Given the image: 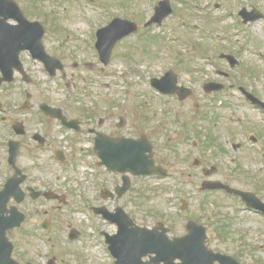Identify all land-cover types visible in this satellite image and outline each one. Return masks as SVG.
Instances as JSON below:
<instances>
[{"label":"flooded vegetation","instance_id":"af4514ba","mask_svg":"<svg viewBox=\"0 0 264 264\" xmlns=\"http://www.w3.org/2000/svg\"><path fill=\"white\" fill-rule=\"evenodd\" d=\"M245 1L248 2L249 0ZM236 5L238 7L237 12L247 8L240 3ZM22 8L26 16L32 21V14L37 12H31L25 7ZM253 9L258 8L253 7L251 10ZM210 20V18H207L206 21ZM53 22L54 25H57V20H53ZM5 23L15 24L13 21L6 19L4 12L1 11L0 24ZM53 30L56 31V29ZM49 37L50 29L47 25V33L43 39L45 51L49 56L59 59L63 67L57 74V77L60 76L64 80L69 79L67 68L69 61L73 58L74 60L71 63L73 70L91 69L101 73V61L96 50L90 51L88 46L85 45L92 53L94 60L81 61L83 59H78L77 55L74 57L71 52L65 53L59 47L53 46L49 41ZM3 46L7 47V44L3 43ZM209 51L206 50L202 54L205 63L204 67H202L204 68L206 76L202 81L201 91L199 92L194 85L195 82L200 81L197 76L193 77L191 75L193 73H186L189 69L184 64L190 61L191 58L186 61L182 56L177 55L173 65L167 67L164 73L173 72L177 77L178 85L190 88L191 94L183 101L180 100L178 95L166 97L173 98L180 105H183L184 110L182 112L185 113V117L177 118L178 121L188 120L191 121L190 124L195 120H197L195 121L196 123L209 121L214 127L213 131L218 133L219 129L226 135L232 137L233 130L231 125L234 124L233 120L237 112H239V107H234L233 103L224 100L222 95L228 93L226 85L228 81L233 80V73H239L243 67L239 59V65L232 67L227 60L223 61L221 60L222 58L209 57ZM20 61L23 71L30 77L29 83L26 82V75L19 73L17 70L14 72L13 81L10 82L8 80L9 61H2L0 64V191L6 182L12 178L21 181L19 184L23 193L21 204L17 205L16 198L13 197L4 214V219L9 218L11 215L10 209L17 207L25 218L20 227L14 229L11 234L8 233L14 247L12 257L19 264H87L89 262V256H84L81 251L82 248L89 250L93 248L91 245L94 247H98L101 243L106 245L105 241L108 238L119 234L118 239L121 240L119 246L123 249H133L139 243L143 242L140 240V233L135 232L134 228L152 229L157 224L150 225L149 220L146 219L143 222V215L140 213V210L131 211L125 207L124 209L129 217L128 220L118 218V224L106 222L109 227L108 229H101V226L95 227L96 234L93 236V234L88 232L83 222L79 223L75 218L68 220L63 218L66 212H71L66 209L72 206L74 199L78 197L85 200V209L83 210L96 218L94 208L101 207V197L104 200L102 205L114 211L117 207H122L120 203L126 198L136 199V180L150 181L155 179V177L131 178L128 191L120 197L113 196L110 193L111 190L105 189V187L101 191V166H99L95 158L96 138L101 133L111 138L126 137L138 139L141 136H146L154 146L155 164L162 166L166 172L165 178H157L156 180H172L179 184V189H182L181 185L186 183L194 186L201 185L202 187L208 180L220 181L233 186L236 185L235 181L239 179L237 176H242L246 181H249L245 167L243 166V172L242 169H239V165L242 162L238 161L240 158L237 156L239 150L241 151L246 147L251 149V146L246 144L245 141L234 143L229 138L228 141L225 140L224 148L220 150L213 137H206L203 142L196 139L195 137L198 133L191 129L190 125H186L187 122L185 121L182 123L184 130L182 134L179 133L177 135V138L174 140L175 144H170V141H168L164 146V152H162L159 149V141L155 139L154 135L155 133L159 134L161 131L153 130L152 126L148 129L143 127L141 130L139 127H136V130L128 129V122L125 119L126 114H128L127 112L119 113L118 121L115 123L111 120L114 114L109 115V109H106L108 115L101 117V101L99 100L100 92L98 88L93 90V88L89 89V86L86 85L80 88L73 81L75 78L74 73L70 74V81L65 84L64 98L48 97V95H51L50 92L43 97H39L38 91H35L36 81L38 79L33 68H39L38 71H40L44 65L33 60L28 51L20 53ZM208 70H212V74L216 77L207 74ZM182 73L186 74L184 78L181 76ZM217 78H224L225 82L218 81ZM216 82L225 85V89L222 92L208 95L203 91L205 84ZM247 90L264 102V97L258 96L256 91ZM209 100H211L210 104L207 105L206 101ZM240 101L245 107L257 110V107L251 105L252 103H247V100L242 99ZM191 104H193V109L191 108ZM43 105H47L57 111L55 114L47 113L43 110ZM120 107L122 108L123 105H120ZM228 111L230 117L226 115ZM259 111L264 116L263 111ZM191 116L194 117L191 118ZM145 122L147 123L146 119ZM237 122H241L242 126L240 128L244 131L248 130V126L253 129L254 136L257 138V142L253 143V147L261 146L257 149L264 152L260 131L252 126L251 123L249 125L244 117L238 118ZM188 126L190 129H187ZM235 145H239L236 149L237 151L234 150ZM216 147L222 153L228 151L227 156L232 154L231 149L234 151L233 153L236 155H232L230 159V163L234 167L229 170L230 173L226 174L224 178H218L219 170L213 177L207 178L206 172L209 168L213 167V165L209 166V162H211L210 154L213 152V148ZM182 148H186V152L182 153L184 151ZM11 150L17 151L15 163L20 172L16 176H14L15 170L10 162ZM200 150L202 152L199 157H192L193 155H198ZM216 154L217 152L212 155V159ZM90 156L92 164L88 162ZM248 158L250 159L251 157L248 156ZM173 163H175V166ZM83 164L87 166L91 165L95 172V175H92L94 176L93 182L88 184L89 187L86 192H82L84 189H73L62 184L59 175L56 177L55 182L42 179L43 170L49 171L51 174H54L56 169H60L62 173L68 170L72 172ZM176 165H185V167H181L178 170L180 173H178L177 171H173L174 167H177ZM102 169L106 172L105 168L102 167ZM263 173L264 170L259 169V174L264 176ZM114 175L118 180L113 185L112 191H115L118 186L123 185V176L120 174ZM262 182L264 183V181ZM80 187L83 188L82 185ZM215 192L223 193L224 191L219 190ZM14 193L15 190L12 188L11 195H14ZM262 194H264V189L261 190V193L258 192L257 194L260 200L264 202V195ZM111 196H113L112 199ZM105 197L110 198L113 206L110 204L109 199L105 200ZM185 209H189L188 201H185ZM72 212L74 214L77 213L76 210ZM253 212L264 219L263 215L255 211ZM181 218L184 220L182 216ZM200 219L201 224L204 223L208 230L206 246L214 252L227 253L220 248L222 245H227L232 242V238H229L227 228L217 225L209 227L207 222H212L211 218L206 220L200 217ZM160 223H163L165 228L159 229L158 233L168 229V236L171 239L183 237L187 234V226L184 224L181 227H176L164 222ZM91 236L95 237L96 241L94 240L92 242ZM63 244L67 245V247H62ZM42 246L47 250L46 254L42 253ZM107 248L109 249V247ZM124 251V255L131 253V255L138 254L137 252ZM90 255L94 257L92 253ZM65 256L71 257L64 258ZM91 257V262L97 261ZM134 259L130 257V259H126V262L128 264H134L136 258ZM150 259L151 256L149 255L144 257L143 261L148 262ZM110 261V264H115V260L112 258Z\"/></svg>","mask_w":264,"mask_h":264},{"label":"rangeland","instance_id":"374dc122","mask_svg":"<svg viewBox=\"0 0 264 264\" xmlns=\"http://www.w3.org/2000/svg\"><path fill=\"white\" fill-rule=\"evenodd\" d=\"M16 1L26 9L29 8L37 12L38 14H32V17L40 19L49 26L51 30L49 41L53 46L59 47L65 53L71 52L74 57L77 55L78 59H83L81 61L94 60L90 51L95 50L96 36L90 33L96 25V30H98L117 17L144 24L153 14L154 7L159 2V0H93L101 4L100 6L95 2L90 4L81 3L82 0H35L34 5H37L35 9L29 0ZM186 1L172 0L174 14L166 21V26L163 29L155 27L149 29L150 33L146 36H138L139 34H137L117 44L110 64L104 67L101 63V73L91 69L73 70L71 63L74 58L68 63V80H64L60 76L55 79H51L48 76L45 77L38 71L39 68L34 67L33 71H35L38 79L35 91H38L39 97H43L50 92L51 95H48V97L63 98L65 84L70 81V74L74 73L75 78L73 81L80 88L85 85L89 86V89L93 88V90L98 88L100 92L99 100L101 101V117L108 115L106 109H109V115L114 114L111 120L115 123L118 121L119 113L127 112L125 119L128 122V129L136 130V127H139L141 130L143 127L148 129L152 126L153 130L161 131L159 134L155 133L154 135L155 139L159 141V149L162 152H164V146L168 141H170V144H175L174 140L177 135L179 133L182 134L184 130L182 127L183 122L186 121V125H191V121H178L177 119L185 117V113L182 112L184 110L183 105H180L173 98H167L155 93L156 90H152L153 88L150 84L152 78L162 76L166 68L173 65L177 55L182 56L186 61L191 58L184 66L189 69L186 73H193L191 75L193 77L197 76L198 80H200L194 83L195 88L200 92L202 81L206 76L203 68L205 63L202 57L204 49L210 47L208 55L212 58L219 57V55H216L219 54L217 50L224 53L232 52L238 56L243 67L239 73H233L234 83L239 80V87L241 89L245 88L246 84H248L247 81H251V78L256 74L258 79L256 81L254 79L253 87L250 90H254L259 96L264 97V20L256 21L250 24L249 27H238L235 18L229 14L231 7H233L231 12L237 13L236 0H229L230 4L226 0H188L193 5H197V7L192 6L193 8L189 7ZM238 1L249 10L256 7L264 13V0ZM78 3L83 4V6H75ZM217 4L220 5L218 9L216 8ZM80 6L83 7L81 11ZM178 9H182L181 14ZM89 11L93 12L91 20L87 19L84 25L82 16ZM207 18H210L211 22L218 20L217 25L206 26ZM53 20H57L60 23V29L63 32L52 33L53 29L49 24ZM203 28L205 32L199 33L204 31ZM244 29H248V31ZM143 31L145 30L141 29L140 33ZM56 35L61 38H56ZM249 39H252V41ZM85 45L88 46L90 51ZM211 71L208 70L207 74L216 77ZM185 75V73L181 74L183 78ZM217 80L224 81L219 78ZM184 82L186 83V81ZM222 97L224 100L233 103L234 107H239V112H237L233 123L236 124L238 118L244 117L249 125L251 123L252 126L260 131V137L264 145V118L260 111L244 106L240 101L242 97L236 84L233 89H229L228 93L223 94ZM210 101H206V104L209 105ZM113 104L114 106L111 107ZM120 105H123V107L121 108ZM191 108L193 109V104H191ZM229 111L226 114L227 117H230ZM161 123L164 125L159 127ZM193 124L198 131L199 127L197 124L195 122ZM234 124L231 125V128L235 137L226 135L222 130H220L221 133L213 131V126L209 121L199 125H202L204 130L208 129V133L203 132L202 135L213 133L219 147H223L225 140L228 141L229 138L234 143L245 141L239 126ZM165 134L166 136H164ZM182 149L184 150L182 153L186 152V148ZM216 152V156L212 159V155ZM231 152L232 154L228 156L222 155V152L217 147L213 148V152L210 154L211 162H209V166L213 165L219 168L218 178H224L226 174L230 173L229 170L234 167L230 163V159L232 155L235 156L236 154L233 153L232 149ZM199 156L200 153L192 157ZM237 156L240 158L238 161L242 162L239 165V169H242L243 172L244 166L246 173L250 176V180L247 182L242 176H237L239 179L235 183L239 186L236 187L249 189L254 192L263 190L264 185L261 186L260 182L264 181V176L255 174L256 169L263 167L262 154H256L253 151L250 153V149L246 147L241 151L239 150ZM248 156L251 158L249 159ZM173 165L175 166V163ZM176 166L173 171L178 173H180L178 170L181 167H185V165ZM81 170L79 173H76V169L72 172L68 170L62 173L60 169H56L54 174L43 170L42 179L55 182L56 177L59 175L62 184L73 189H84L82 192H86L89 187L88 183L92 182V177L89 174L88 179L83 180ZM116 179L117 177L108 174L101 175L104 187H112ZM81 185L83 188L80 187ZM135 186L136 199H129L128 197L120 204L131 211L140 210L143 215V222L146 219L149 220L150 225L164 222L170 226L181 227L184 224L182 223L184 220L187 223L189 220H200L201 217L206 220L211 218L212 222L207 223L209 227H212L213 225L219 226L220 219L225 220L229 223L228 235L229 238H232V242L222 245L220 247L221 250L226 251L227 254L237 258L243 264H264V220L262 217L243 209L238 201L226 198L219 193H205L202 191L201 185L194 186L186 183L181 185L182 189H179V184L172 180H136ZM183 200L189 203V209L184 211V213L181 212ZM84 201L79 197L74 199L73 207L70 206L66 209L71 212H66L63 218L67 220L75 218L79 223L83 222L88 232L91 233L90 224L86 222L87 213L83 210L85 209ZM101 204H103L102 198ZM110 204L113 206V203L110 202ZM73 210H76L77 213L74 214ZM180 215L184 217V220ZM88 219L92 222V226L97 225L93 217L90 216ZM92 242H94L93 237ZM91 246L94 247L93 245ZM62 247H67V245L63 244ZM81 251L84 256H89L87 264H110L107 250L102 243L98 248L94 247V249L89 250L82 248ZM42 253H47L44 246H42ZM90 253L94 257H91ZM69 257L71 256H65L64 258ZM90 257L97 261L91 262Z\"/></svg>","mask_w":264,"mask_h":264},{"label":"water","instance_id":"95a60500","mask_svg":"<svg viewBox=\"0 0 264 264\" xmlns=\"http://www.w3.org/2000/svg\"><path fill=\"white\" fill-rule=\"evenodd\" d=\"M2 5L6 7L11 13L15 12L13 15L15 18L17 17V11L18 8L15 5L14 2H11L9 0H1ZM169 9V8H168ZM163 11V12H162ZM170 13L169 10H163L159 8L157 10V17L160 19H164L168 14ZM21 14V13H20ZM161 20V21H162ZM21 24L16 27H10L11 30L8 32L6 31V35H8L9 40L11 43L15 42H24L26 43L31 50L35 53L36 57H39L41 59H44L45 56L43 54V47L41 45V39L44 34L43 29L38 24H27L23 17L21 18ZM150 22L149 24H151ZM40 27V29H39ZM137 30V27L135 24L127 22V21H121L116 20L114 21L110 26L101 29L99 34V49L101 50V61L108 65L111 57V52L115 44L121 40L123 37L135 32ZM2 41L0 40V43ZM10 55L9 58L11 60H17L18 57L15 54H8ZM9 59V60H10ZM170 78L173 76L170 75ZM167 77L163 82L154 80L153 84L161 89L165 93H171L173 92L171 90V85L168 86V78ZM176 81H174L175 84ZM100 145V147H99ZM98 148H99V156L101 157V160L103 161L102 164L106 165V167L110 171H118V172H131L133 175H149V174H160L159 170L160 168H156L154 165V161L152 159V147L151 145H148L144 140L134 141V140H127V139H110L108 137L101 138V143L98 142ZM147 153H150V155H147ZM235 192L239 195H241L247 204H250L252 201H256L257 199H254L252 195L245 194L242 192L237 191H231ZM3 193L0 194V198L2 197ZM2 200V199H1ZM257 205H255L256 209H259L264 212V206L260 204L258 201H256ZM99 214H103L105 217H109L110 213L104 209L98 210ZM193 226V224H192ZM191 227V224H190ZM2 233L4 234L5 231L3 230ZM154 231H148L147 234H149V240L152 239V242H150V253L156 254V257L154 258L155 264H161V262H165V264H170L175 259L182 258V255L178 254V252H181L185 246V242L191 244L192 238L191 236L182 239V240H175L174 242H169L156 237H153L152 234ZM203 233V232H202ZM151 237V238H150ZM203 240L204 235L199 240L197 238V245L196 249L199 251V247L203 249ZM5 243L0 242V262L4 261L6 264H15L11 260V253H12V246H7V250L4 252H1V249L3 248V245ZM111 249L113 252L119 257L120 260H122L121 254H119V251H122V248L119 247L118 244L115 242H111ZM205 251V249H204ZM175 252V254H173ZM177 253V254H176ZM204 254V252H202ZM210 260L209 264H213L215 260H218L220 264H239L235 259L231 257H223L221 255L217 254H210ZM194 264H204V262L195 261ZM208 264V262H206Z\"/></svg>","mask_w":264,"mask_h":264}]
</instances>
